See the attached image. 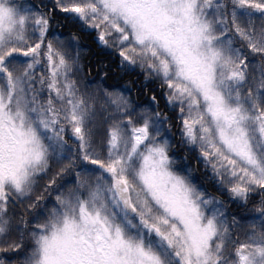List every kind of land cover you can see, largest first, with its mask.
<instances>
[{
	"label": "rangeland",
	"instance_id": "obj_1",
	"mask_svg": "<svg viewBox=\"0 0 264 264\" xmlns=\"http://www.w3.org/2000/svg\"><path fill=\"white\" fill-rule=\"evenodd\" d=\"M75 8L105 34L123 36L132 61L155 65L171 99L183 108L191 138L229 181L264 185V0H83ZM42 25L35 5L0 0V203L6 193L23 192L43 166L38 134L48 138L50 149L59 143L54 111L35 105L25 112L19 106L38 103L26 93L33 54L12 55L22 70L3 63L7 54L34 50V40L21 42L35 32L40 36ZM45 62L63 83V94L56 91L70 107L67 126L81 134L83 117L67 79L71 65L50 47ZM8 97L13 108L5 106ZM160 130L148 118L138 126L122 125L111 135L106 162L83 159L81 169L93 173L92 185L76 178L71 201L54 190L36 198L34 206L40 202L51 219L26 228L38 238L37 264H175L174 253L181 264H223L208 250L219 235L220 209L169 171ZM119 181L128 188L133 215L115 195ZM29 211L31 217L38 214V208ZM25 225L20 218L18 228ZM226 264H264V248L243 245Z\"/></svg>",
	"mask_w": 264,
	"mask_h": 264
},
{
	"label": "trees",
	"instance_id": "obj_2",
	"mask_svg": "<svg viewBox=\"0 0 264 264\" xmlns=\"http://www.w3.org/2000/svg\"><path fill=\"white\" fill-rule=\"evenodd\" d=\"M23 1L35 5L43 13L41 35L35 32L20 41L27 46V41L34 40L37 42L34 50L25 54H7L3 63H7L11 70H22V66L15 64L12 55L33 54V63L28 68L31 74L26 77L31 87L26 93L35 98L31 102L38 103H29L24 107L23 103H19V106L24 111L35 105L54 111L57 126L60 127L59 143L50 149L46 147L48 138H41L38 134L44 145L43 166L23 185V192L13 196L6 193L7 197L0 203L3 204L0 263L37 264L35 249L38 238L26 232V228L51 222V219L40 202L34 206L36 198H44L54 190L65 194L71 201L76 178L81 179L86 187L94 180L92 172L82 171L83 159L106 162L111 155L113 132L122 125L138 126L147 118L161 127L159 134L166 139L164 153L169 171L202 196L208 197L220 209L219 235L210 241L208 247L216 259L223 264L232 262L243 245L264 248V185H234L225 172L215 167L211 155L191 138L182 119L183 108L171 99L155 65H149L147 59L141 61L135 58L132 61L125 53L131 46L122 40L123 36H116V32L115 37L105 34L82 10L75 8L80 7L83 0ZM13 18L17 20L19 17ZM12 39L15 41V38ZM130 39L128 36L127 40ZM240 42L237 45L248 52L245 42ZM49 47L61 53L71 65L67 79L83 117L81 134L73 135V125L69 123V129L66 123L71 114L69 104L63 98L57 99L56 90L61 89L62 93L64 87L49 73L48 63L45 62ZM257 58L259 61L261 57ZM244 82L241 81V84L245 85ZM10 97L5 104L7 109L13 108V104L12 107L9 104ZM31 115L26 117L30 122ZM58 152L61 156L56 155ZM29 206L38 208L36 223L31 222L35 216L31 217V207L27 209ZM20 218L25 220L24 229L18 228ZM175 264L178 263L175 261Z\"/></svg>",
	"mask_w": 264,
	"mask_h": 264
},
{
	"label": "water",
	"instance_id": "obj_3",
	"mask_svg": "<svg viewBox=\"0 0 264 264\" xmlns=\"http://www.w3.org/2000/svg\"><path fill=\"white\" fill-rule=\"evenodd\" d=\"M113 189L125 213L129 215L134 214L135 210L134 207L131 205L129 191L124 181H119L115 183ZM174 258L177 262L180 263L178 255L176 253H174Z\"/></svg>",
	"mask_w": 264,
	"mask_h": 264
}]
</instances>
